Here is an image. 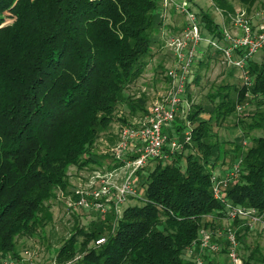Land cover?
<instances>
[{
	"label": "trees",
	"instance_id": "trees-1",
	"mask_svg": "<svg viewBox=\"0 0 264 264\" xmlns=\"http://www.w3.org/2000/svg\"><path fill=\"white\" fill-rule=\"evenodd\" d=\"M211 1L229 23L237 10L234 0ZM259 1L239 0L248 11ZM163 11L162 0H0V260L19 257L16 238L35 236L52 221L50 200L56 190L65 189L70 166L100 167L93 149L102 136L108 144L117 141L113 123L129 125L146 115V90L139 88L135 95L125 90L144 72L154 46L163 43L165 25L178 28ZM197 14L203 31L221 38V23L201 7ZM213 55L220 53L209 51L208 61ZM249 72L251 86L227 82L210 94L217 103L208 119L201 116L206 111L202 105H193L190 143L166 159H155L146 172L143 167L136 172L141 203L126 205L113 229L111 214L86 226L75 221L55 260L193 264L186 247L202 227L214 226L207 216L226 215L228 203L264 212V53L261 60L250 61ZM200 79L197 74L194 82ZM246 101L256 108L238 118L243 132L238 139L255 130L262 133L249 139L246 149L236 146L241 172L225 189L228 202L222 201L214 196L211 177L226 156L225 143L212 140V126ZM120 104L127 113L117 117ZM184 127L179 118L165 131L181 138ZM236 235L241 239L239 230ZM100 237L102 244H92ZM206 260L217 264L208 255ZM243 262L264 264L259 246Z\"/></svg>",
	"mask_w": 264,
	"mask_h": 264
},
{
	"label": "built area",
	"instance_id": "built-area-1",
	"mask_svg": "<svg viewBox=\"0 0 264 264\" xmlns=\"http://www.w3.org/2000/svg\"><path fill=\"white\" fill-rule=\"evenodd\" d=\"M162 7L165 17L169 14L168 8H173L186 18L176 26L178 28L170 29L167 33L165 30L163 32L165 46L172 55V64L165 71L169 87L163 95L149 100L147 113L143 118L119 127L117 141L114 144L105 141V150L118 164L110 170L92 169L85 186L75 189L72 193L73 197H69L67 204L70 207L84 211L96 210L102 214L112 210L117 216L127 197L138 196L135 184L136 172L148 162L166 159L191 142L193 129L190 121H186L181 138L170 137L165 130L172 127L171 125L177 120V115L187 100L188 87L196 77L197 64L206 51H218L222 62L238 71L244 85L253 84L249 63L264 49V4L255 11H248L243 7L237 8L229 23L223 17L221 38L212 37L203 31L198 14L188 0H162ZM244 109L245 104H237L238 112ZM247 142L246 139L244 144ZM241 167L239 161L224 174L213 173L211 180L216 198L227 201L225 189L237 178ZM118 177L121 178L119 181H117ZM261 213L263 212L256 207L228 203L226 216L231 220L248 219L252 228L257 222L263 221ZM222 235L226 236L228 256L232 263L244 264L238 254L239 240L236 232L231 228L223 234L221 231L215 233L210 227H202L198 237L186 247L190 261L193 264H207L206 255L222 249L223 245L216 240V237ZM103 242L104 237H100L96 239L95 245ZM0 264L25 263L22 258L7 255L0 260ZM51 264L58 263L54 261Z\"/></svg>",
	"mask_w": 264,
	"mask_h": 264
},
{
	"label": "rangeland",
	"instance_id": "rangeland-1",
	"mask_svg": "<svg viewBox=\"0 0 264 264\" xmlns=\"http://www.w3.org/2000/svg\"><path fill=\"white\" fill-rule=\"evenodd\" d=\"M192 2L193 10L195 12H197L199 10V7H201L205 10H208L217 22L223 23L224 20L221 12L213 5L211 0H193ZM259 2L260 3L256 4V6L253 7L254 11L264 4V0H261ZM234 4L236 8H242L239 0H234ZM170 11L172 10L170 9ZM171 14L172 15H167L166 21H171L172 19L173 21H175L173 22V25L175 26H178V24H181L186 19L183 17V15L177 13L176 11ZM7 22H10V19H8ZM164 30L166 31V33L168 32V30H170L168 24L165 25ZM204 32L206 33V31ZM205 43L206 42H203V44ZM153 51L154 55L150 59L149 64L145 68L144 72L133 86H129L126 88V94L135 95V93H138V89L142 88L145 89L146 92L150 95V99H153L163 95V93L169 87V80L165 77V71L172 64L171 52L165 46L164 40L163 43L160 42V44H156L153 48ZM263 53L264 51H260L254 58L256 60H261ZM201 59L204 65H201L199 61L197 64L196 72V75L200 74L201 79L199 83H195L193 81L190 84L187 94V100L185 101L181 112H179L177 115V120L180 118L185 125L186 121H190L188 118V114L193 108L194 104H200L206 109V111L202 112L201 114L203 118L208 119L211 116L210 108L216 105L217 101H213L210 94L216 91L219 85L227 82L235 84L242 83L241 79L239 78L238 71L224 64L220 56L215 55L208 61L207 53ZM243 104H245V109L243 111L238 112V110L236 109V112L234 114H232L222 122L218 124H216L215 122L213 123L212 131L213 133H215V135L212 137V140L214 141L217 139L218 141L225 143L224 149L226 151L225 158L223 160H220L217 164V173L224 174L226 170L233 167V164L237 160V158H235V148L238 144L244 145L245 148L243 146L242 147L246 149L252 142V137L262 133L261 130H255L249 137L247 136L244 137V139H238L239 136L243 135L241 127L237 125L238 118L247 117L256 108V105L252 102L247 104L246 101ZM126 113L127 108L124 106V104H120L119 106H117V117L123 116ZM134 120L135 119L133 118L132 121ZM119 123L120 122H115L111 125V131L113 133H117L119 127L121 126L119 125ZM171 126L173 127V124ZM178 135L179 134H177V136ZM246 139H250L251 142L249 140V142L245 145L244 141ZM105 149V137L102 136L101 138H98L93 149V152H95V155L101 161V165L100 167L94 166V169L101 168L103 170H110L111 168L116 166V162L114 161L115 159H111V154ZM155 162V160L148 162L143 167L145 169L144 172H146L147 169L152 168ZM91 173L92 169L70 166L67 171L68 178L65 189L56 190V197L50 200L51 211L53 214L52 221L47 223L42 230H39L35 236H19L16 238V247L19 258H22L25 264H51L54 261L58 264H64L65 262L59 263L55 260L56 252L58 247L71 233L72 226L75 224V221H77L78 225L80 226H86L90 221L98 219L102 220V218H104V215L111 214L110 228L113 229V220L115 221L116 217L114 211L109 210L107 213L102 214L101 212L96 210L84 211L82 209H76L70 207L67 204L69 202V197H73V191L78 187H84ZM120 179L121 178L118 177L117 181H119ZM135 184L138 190V196L127 197L125 203L121 205L119 214L126 205L132 203L139 204L142 202V187L139 183L138 178H136ZM261 215L262 220L264 221V212L261 213ZM205 220L214 222V226L210 225V228H212L215 233L217 231H221L223 232V234H225L230 228L235 232L236 230L240 231L241 239H238V254L240 255V257H242L243 260L250 253L251 249L256 246H259L260 250L264 254L263 221L257 222L251 228L249 226L250 224L248 219L236 218L234 220H231L226 215H209ZM235 220H239V222L236 224ZM246 227H248V229H245ZM225 237L226 236L223 235L216 237V240H218L223 245L220 251L216 253L209 252L207 254L210 258H212L213 262L217 264H233L230 257L228 256V251H223L224 247L227 245V240ZM95 241L96 239L92 242V244H95Z\"/></svg>",
	"mask_w": 264,
	"mask_h": 264
},
{
	"label": "crops",
	"instance_id": "crops-1",
	"mask_svg": "<svg viewBox=\"0 0 264 264\" xmlns=\"http://www.w3.org/2000/svg\"><path fill=\"white\" fill-rule=\"evenodd\" d=\"M192 3H193V2H192ZM168 22H170V21H168ZM173 22H175V21H173ZM219 23H220V22H219ZM204 47H205V46H204ZM208 49H209V48H208ZM208 49H207V50H208ZM208 52H209V51H208ZM208 52L206 51L205 54L202 55V58H203V56H205ZM148 64H149V63H148ZM146 67H147V66H146ZM211 259H212V258H211Z\"/></svg>",
	"mask_w": 264,
	"mask_h": 264
}]
</instances>
